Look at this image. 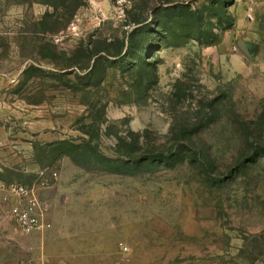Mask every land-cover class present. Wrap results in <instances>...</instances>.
<instances>
[{
  "label": "rangeland",
  "instance_id": "rangeland-1",
  "mask_svg": "<svg viewBox=\"0 0 264 264\" xmlns=\"http://www.w3.org/2000/svg\"><path fill=\"white\" fill-rule=\"evenodd\" d=\"M61 2L0 0V181L31 187L51 223L22 233L0 189V264H264V157L216 185L118 162L214 102L208 142L225 165L241 153L229 118L264 111V0H85L51 31Z\"/></svg>",
  "mask_w": 264,
  "mask_h": 264
},
{
  "label": "trees",
  "instance_id": "trees-1",
  "mask_svg": "<svg viewBox=\"0 0 264 264\" xmlns=\"http://www.w3.org/2000/svg\"><path fill=\"white\" fill-rule=\"evenodd\" d=\"M218 2L219 0H213V3H215L213 7H216ZM84 3L85 0H63L60 6L64 10L62 17H66L62 18L64 19V23L60 20L51 21L53 14L47 12L42 17L40 24L51 31H61L68 26L75 11ZM53 5L55 6V4ZM175 10L179 11V7H176ZM189 13L198 20V11L196 9L191 10ZM232 24L233 22H230L228 27H231ZM101 50L104 49L91 50L87 57L93 60L97 52ZM103 57L97 56L94 60V65L90 66L91 69L84 74L88 78L87 86L96 85V82L91 79V75L94 74L96 64L100 59H104ZM105 72L106 68L101 66L98 74L100 80L104 79ZM208 109L213 115H216L215 113L218 112L216 102L211 103ZM211 113L208 114V117L206 115V118L204 116L194 123L185 124L182 138H173V142L169 146L162 144V147L159 148L160 145H140L138 154H133V151L130 150L127 160H118V162L128 169L143 166L148 170L154 169L161 164L166 167L188 164L204 182L216 185L219 182L234 178L238 172L258 161L259 158L264 157V111H262L259 120H246L237 112H230L231 129L240 134V137L243 139V146L240 149L241 153L234 157V160L229 165L221 163L213 144L209 143L208 138H206V131L214 120V116L212 117ZM64 145L74 149L80 148L69 141H59L56 143L55 148L61 150Z\"/></svg>",
  "mask_w": 264,
  "mask_h": 264
},
{
  "label": "built area",
  "instance_id": "built-area-1",
  "mask_svg": "<svg viewBox=\"0 0 264 264\" xmlns=\"http://www.w3.org/2000/svg\"><path fill=\"white\" fill-rule=\"evenodd\" d=\"M129 0H117L127 3ZM3 200L9 204L8 213L18 229L24 234L40 232L51 227L47 220L48 202L38 196L34 190L22 183L7 184L0 181Z\"/></svg>",
  "mask_w": 264,
  "mask_h": 264
},
{
  "label": "crops",
  "instance_id": "crops-1",
  "mask_svg": "<svg viewBox=\"0 0 264 264\" xmlns=\"http://www.w3.org/2000/svg\"><path fill=\"white\" fill-rule=\"evenodd\" d=\"M47 219H48V215H47ZM47 229H49V228H47ZM47 229H45V230H47ZM45 230H43V231H40V232H34V233H31V234H35V233H38V234H40V233H43Z\"/></svg>",
  "mask_w": 264,
  "mask_h": 264
}]
</instances>
